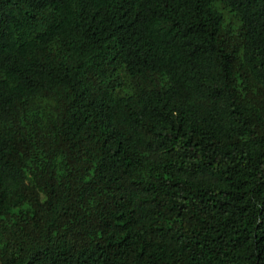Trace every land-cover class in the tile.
<instances>
[{
  "label": "trees",
  "instance_id": "1",
  "mask_svg": "<svg viewBox=\"0 0 264 264\" xmlns=\"http://www.w3.org/2000/svg\"><path fill=\"white\" fill-rule=\"evenodd\" d=\"M0 174V264H264V0H0Z\"/></svg>",
  "mask_w": 264,
  "mask_h": 264
},
{
  "label": "bare ground",
  "instance_id": "2",
  "mask_svg": "<svg viewBox=\"0 0 264 264\" xmlns=\"http://www.w3.org/2000/svg\"><path fill=\"white\" fill-rule=\"evenodd\" d=\"M15 169V168H14ZM5 171V170H4ZM17 171V170H16ZM8 173V171H7ZM11 173V172H10ZM15 174V173H14ZM0 175H3V174H0ZM5 175V174H4ZM13 175V174H12ZM16 175V174H15ZM18 175V174H17ZM1 177V176H0ZM2 178V177H1ZM13 178V177H12ZM16 178V177H15ZM6 180V179H5ZM9 180V179H8ZM7 183V182H6Z\"/></svg>",
  "mask_w": 264,
  "mask_h": 264
}]
</instances>
